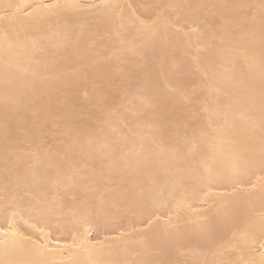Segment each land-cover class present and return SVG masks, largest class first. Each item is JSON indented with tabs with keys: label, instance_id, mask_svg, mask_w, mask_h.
<instances>
[{
	"label": "snow or ice",
	"instance_id": "6c2138e0",
	"mask_svg": "<svg viewBox=\"0 0 264 264\" xmlns=\"http://www.w3.org/2000/svg\"><path fill=\"white\" fill-rule=\"evenodd\" d=\"M229 7L0 0V264H264V0Z\"/></svg>",
	"mask_w": 264,
	"mask_h": 264
},
{
	"label": "bare ground",
	"instance_id": "6f19581e",
	"mask_svg": "<svg viewBox=\"0 0 264 264\" xmlns=\"http://www.w3.org/2000/svg\"><path fill=\"white\" fill-rule=\"evenodd\" d=\"M18 2V0H17ZM133 3H140L142 0H132ZM143 2H150V0H143ZM193 3L196 2H208V3H215V4H225V5H230V6H237V7H229L225 11H228L230 13H242L244 10L240 8V5L244 4H254L258 3L259 0H192ZM255 179V177H253ZM199 206L198 203L194 205V207ZM167 215V213H165ZM189 259H193V257L189 256ZM201 260L203 259V255L199 257Z\"/></svg>",
	"mask_w": 264,
	"mask_h": 264
},
{
	"label": "rangeland",
	"instance_id": "374dc122",
	"mask_svg": "<svg viewBox=\"0 0 264 264\" xmlns=\"http://www.w3.org/2000/svg\"><path fill=\"white\" fill-rule=\"evenodd\" d=\"M244 10V9H243Z\"/></svg>",
	"mask_w": 264,
	"mask_h": 264
}]
</instances>
